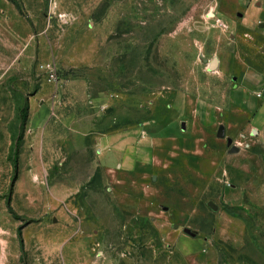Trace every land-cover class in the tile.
<instances>
[{
	"label": "rangeland",
	"instance_id": "374dc122",
	"mask_svg": "<svg viewBox=\"0 0 264 264\" xmlns=\"http://www.w3.org/2000/svg\"><path fill=\"white\" fill-rule=\"evenodd\" d=\"M16 1L0 0V264H264L263 130L236 155L211 131L196 161L158 153L117 181L96 145L180 93L239 106L226 68L264 55L239 19L255 0Z\"/></svg>",
	"mask_w": 264,
	"mask_h": 264
},
{
	"label": "crops",
	"instance_id": "0c3cea01",
	"mask_svg": "<svg viewBox=\"0 0 264 264\" xmlns=\"http://www.w3.org/2000/svg\"><path fill=\"white\" fill-rule=\"evenodd\" d=\"M239 19L245 29L256 30L259 26L264 32V0H255L245 13L239 14ZM259 37L260 44H264V33ZM238 60L226 68L227 75L234 73L231 98L239 106L233 111L223 114L214 104L194 100L186 93L175 95L161 114L156 113L153 118L131 124L130 128H118L98 138L99 166L107 169L113 181H117L120 176L151 172L156 164H161L156 161L158 153L168 155L166 158L171 159L172 165L181 164V155L191 156L196 161L195 152L203 150L205 144L203 146L202 142L212 134L211 131H216L218 140L227 142L230 155L239 154L241 149L234 145L239 131L245 126H251L257 132L264 131V93H253L258 89L264 92V55L249 54L247 58H241L240 65ZM216 61L215 71L222 66L221 60L216 58ZM234 117H240L238 129L233 126ZM222 132L224 136H221ZM152 180H157L156 175Z\"/></svg>",
	"mask_w": 264,
	"mask_h": 264
},
{
	"label": "trees",
	"instance_id": "16d2710c",
	"mask_svg": "<svg viewBox=\"0 0 264 264\" xmlns=\"http://www.w3.org/2000/svg\"><path fill=\"white\" fill-rule=\"evenodd\" d=\"M9 2H11L12 4H14L16 6V8L22 13L24 14V11H23V8H22V5L16 1V0H8ZM7 209H8V212L16 219L20 220L19 217H17L15 211L13 210L12 208V205H11V199L9 198L8 201H7ZM18 235H19V239H20V246H21V251L25 254V248H24V241H23V238H22V228L19 229L18 231Z\"/></svg>",
	"mask_w": 264,
	"mask_h": 264
},
{
	"label": "water",
	"instance_id": "95a60500",
	"mask_svg": "<svg viewBox=\"0 0 264 264\" xmlns=\"http://www.w3.org/2000/svg\"><path fill=\"white\" fill-rule=\"evenodd\" d=\"M211 66L215 70L217 68V61L215 60ZM221 136H224L223 132L221 133ZM233 152H238V150L233 149ZM192 236H194V235H192Z\"/></svg>",
	"mask_w": 264,
	"mask_h": 264
}]
</instances>
